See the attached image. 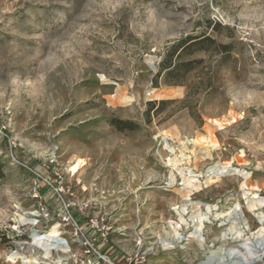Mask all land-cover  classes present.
Returning <instances> with one entry per match:
<instances>
[{"label": "rangeland", "instance_id": "374dc122", "mask_svg": "<svg viewBox=\"0 0 264 264\" xmlns=\"http://www.w3.org/2000/svg\"><path fill=\"white\" fill-rule=\"evenodd\" d=\"M0 264H264V0H0Z\"/></svg>", "mask_w": 264, "mask_h": 264}, {"label": "trees", "instance_id": "16d2710c", "mask_svg": "<svg viewBox=\"0 0 264 264\" xmlns=\"http://www.w3.org/2000/svg\"><path fill=\"white\" fill-rule=\"evenodd\" d=\"M206 42L213 43L214 40L206 35L198 37H187L173 43L168 49L159 64V72L155 79L164 74L165 81L169 84H181L185 74L192 69L193 63L197 61H185V57L196 51L206 50ZM227 49L226 46H222ZM164 104V102H162ZM152 105V104H151ZM149 112V111H148ZM110 124L119 131L133 130L137 125L118 119H113Z\"/></svg>", "mask_w": 264, "mask_h": 264}, {"label": "bare ground", "instance_id": "6f19581e", "mask_svg": "<svg viewBox=\"0 0 264 264\" xmlns=\"http://www.w3.org/2000/svg\"><path fill=\"white\" fill-rule=\"evenodd\" d=\"M55 236V233H54V231H53V233L51 234V235H49L48 237L49 238H53ZM56 237V236H55Z\"/></svg>", "mask_w": 264, "mask_h": 264}]
</instances>
